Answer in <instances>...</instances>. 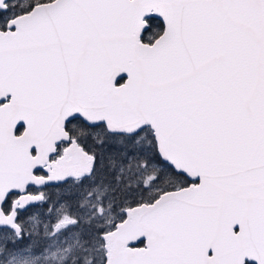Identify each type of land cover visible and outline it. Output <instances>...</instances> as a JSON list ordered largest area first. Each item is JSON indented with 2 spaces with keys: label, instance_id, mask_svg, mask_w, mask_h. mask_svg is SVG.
Returning <instances> with one entry per match:
<instances>
[{
  "label": "snow or ice",
  "instance_id": "6c2138e0",
  "mask_svg": "<svg viewBox=\"0 0 264 264\" xmlns=\"http://www.w3.org/2000/svg\"><path fill=\"white\" fill-rule=\"evenodd\" d=\"M0 264H264V0H0Z\"/></svg>",
  "mask_w": 264,
  "mask_h": 264
},
{
  "label": "water",
  "instance_id": "95a60500",
  "mask_svg": "<svg viewBox=\"0 0 264 264\" xmlns=\"http://www.w3.org/2000/svg\"><path fill=\"white\" fill-rule=\"evenodd\" d=\"M126 75V74H125Z\"/></svg>",
  "mask_w": 264,
  "mask_h": 264
}]
</instances>
